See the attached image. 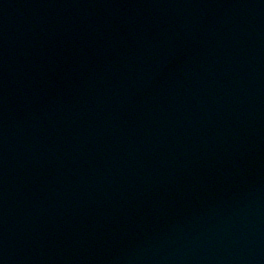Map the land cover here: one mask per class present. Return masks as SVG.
Wrapping results in <instances>:
<instances>
[{
  "label": "water",
  "instance_id": "95a60500",
  "mask_svg": "<svg viewBox=\"0 0 264 264\" xmlns=\"http://www.w3.org/2000/svg\"><path fill=\"white\" fill-rule=\"evenodd\" d=\"M0 264H264V0H0Z\"/></svg>",
  "mask_w": 264,
  "mask_h": 264
}]
</instances>
